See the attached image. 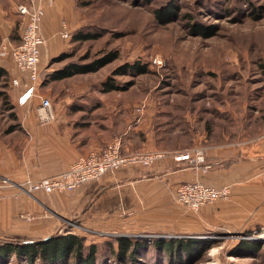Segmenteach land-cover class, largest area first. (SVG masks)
<instances>
[{
  "label": "crops",
  "instance_id": "0c3cea01",
  "mask_svg": "<svg viewBox=\"0 0 264 264\" xmlns=\"http://www.w3.org/2000/svg\"><path fill=\"white\" fill-rule=\"evenodd\" d=\"M19 1L0 0V44L6 39L15 42L19 37L24 19L17 10ZM77 16L74 0L46 3L42 20L46 45L40 62L43 71L50 58L66 51L69 38L63 37L62 31L67 29L72 33L76 30ZM18 21L21 22L19 28ZM0 64L9 70L10 78L19 76L11 56L0 54ZM73 80L71 76L41 84V92L53 101L51 85L58 82L59 87L66 86L59 91L62 97L54 102L57 117L49 123H41L38 119V100L32 104L19 102L21 89L10 84L9 93L20 119L15 130L0 136V177L21 184L61 173L80 156L100 149L114 137L122 138L125 153L144 150L171 153L148 166L129 165L108 172L101 179L74 190L50 194L39 191L33 197L21 193L16 198L13 195L15 188H2L0 191L5 197L0 200V236L35 238L52 235L58 228L57 222L43 214L44 209L63 220L78 218L83 225L122 222L142 231L156 225L157 216H153L158 214L162 224L166 215L164 220L168 219L170 226L180 222L194 226L197 219L203 227L199 223L196 225L202 229L218 225L232 232H256L261 228L264 232V132L234 140L223 133L217 139L207 133L210 128L199 131L194 130L192 123L190 127L168 121L169 112L175 110L168 111L161 104L158 111L147 107L146 102L134 106L124 95L115 99V103L105 99L100 102L102 98L92 99L93 92L97 94L98 89H90ZM107 93L104 91L103 96ZM143 104V110L138 111ZM181 135L188 137V141L180 140ZM197 146L204 148L202 164L178 161L172 155V152ZM193 181L216 187L228 185L230 196L207 204L198 212L190 211L188 216L179 211L170 214L178 204L176 187ZM153 210L158 211L153 213ZM21 213L42 218L37 217L40 218L38 223L31 224L32 221L20 217Z\"/></svg>",
  "mask_w": 264,
  "mask_h": 264
},
{
  "label": "rangeland",
  "instance_id": "374dc122",
  "mask_svg": "<svg viewBox=\"0 0 264 264\" xmlns=\"http://www.w3.org/2000/svg\"><path fill=\"white\" fill-rule=\"evenodd\" d=\"M74 1L78 10L75 29L98 36L83 42L68 39L69 46L65 49L74 53V56L54 61L60 53L50 58L44 68V76L48 77L49 72L69 60H80L89 54L90 58L83 60L85 62L97 59L110 50H119L117 60L94 72L73 76L74 82L99 90L97 94L93 92L92 99L102 98L100 102L106 100L115 103V99L124 95L134 106L146 102L147 107L157 111L161 104L168 111L175 110L174 113L169 112L168 121L186 126L192 123L195 125L194 130L199 131L210 128L207 133L217 139L223 133L234 140L264 132V0H175L180 12L166 23L157 20L155 11L170 0ZM254 12L260 14L255 17ZM190 20L216 26L215 34L204 36L191 31L188 24ZM155 57H159L162 63H154ZM135 61L147 63L148 71L139 75L127 73L113 76L115 68L125 62ZM111 77L126 89L108 92L105 97L103 86ZM49 82L47 80L44 85ZM56 83L51 85L55 96L53 102H58L62 97L59 91L66 87H59ZM9 89L6 80L0 82V136L5 134L11 124H18L20 119L18 115L17 119L12 115L16 112L13 103L14 108L9 109L11 104L5 94ZM155 116H158V112ZM179 139L188 141V137L183 135ZM12 188H15V192L19 191L17 187ZM182 205L178 202L170 214L179 211L188 216L190 211H194ZM157 211L153 210V213ZM42 213L57 222L58 228L53 234L78 233L86 238V243H97L98 264H116L113 254L118 246L116 238L120 236L148 240L154 237L196 238L214 243L203 254L184 256L174 263L170 259L162 261L155 258L150 251L147 259L151 260L150 264H264L262 228L249 233L228 231L218 225L202 229L197 219L194 226L181 222L170 226L171 222L164 220L166 215L163 216L162 224L157 214L153 216H157L156 225L149 224L147 230L141 231L138 227L134 230L133 226L130 228L122 222L83 225L78 218L63 220L45 209ZM40 218L27 221L35 224ZM245 239L263 243V248L255 257H241L232 252Z\"/></svg>",
  "mask_w": 264,
  "mask_h": 264
},
{
  "label": "trees",
  "instance_id": "16d2710c",
  "mask_svg": "<svg viewBox=\"0 0 264 264\" xmlns=\"http://www.w3.org/2000/svg\"><path fill=\"white\" fill-rule=\"evenodd\" d=\"M179 12L178 3L175 0H170L162 7L156 9L155 16L160 22L166 23L171 21L174 16H177ZM258 14L260 13L254 12L253 16L257 17ZM22 22V30L14 42L16 44L21 42L25 19H22ZM20 24L21 22L18 21L17 28L20 27ZM188 24L191 31L200 35L212 36L216 32V26L206 25L204 22L198 20H190ZM97 36L92 33H83L80 29H76L70 33L69 39L72 42H83L94 39ZM73 56L74 53L63 51L59 56L55 57L54 61H63ZM119 56V50H110L103 56L90 61H83L90 58L89 54L80 60H69L63 66L49 72L48 77L47 75L44 76L43 71L42 84L47 80H62L76 74L94 72L117 60ZM147 71V63L135 61L134 63H123L115 68L112 74L113 76L127 73L139 75ZM111 78L104 83L103 91L109 92L126 89L124 86L117 84L113 77ZM12 79L10 78L9 70L0 64V82L6 80L10 87ZM5 94L11 104L9 109L14 108L15 105H12V98L9 91H5ZM12 115L14 118H18L16 112H13ZM18 124H11L5 130V133L15 130ZM116 240L118 246L113 254L116 264H141L142 262L150 264L151 260H147L149 259L150 251H152V254L154 253L155 258L162 259V261L170 259L174 263L175 260L180 261L185 257L199 256L214 244L209 240L205 241L204 239L196 238L169 239L154 237L152 240H148L146 238L120 236ZM262 248L263 243L260 240L245 239L240 241L239 245L232 252L241 257H255ZM98 253L99 246L97 243H86V238L78 233L71 232L64 234L56 232L47 237L24 239L14 236H0V264H98Z\"/></svg>",
  "mask_w": 264,
  "mask_h": 264
},
{
  "label": "built area",
  "instance_id": "2783aa9c",
  "mask_svg": "<svg viewBox=\"0 0 264 264\" xmlns=\"http://www.w3.org/2000/svg\"><path fill=\"white\" fill-rule=\"evenodd\" d=\"M56 0H23L17 6L18 13L25 19L20 43L6 39L0 44V54L10 55L19 71V76L12 79V86L21 89L18 101L32 104L38 100L36 112L41 123H49L56 119L57 113L54 102L50 96L41 92L42 68L40 67L42 50L46 45V38L42 31V20L45 15L46 3L52 4ZM62 36L70 37L67 29L62 31ZM153 62L162 63L159 57ZM144 104L138 107L142 111ZM171 152L165 150H144L130 153L123 152L121 137H114L105 143L100 149L92 150L86 155L80 156L72 165L61 173L46 176L39 180H27L17 184L7 177H0V190L6 187H17L19 191L13 195L17 198L21 193L33 195L36 192L47 194L55 191L74 190L83 184L101 179L108 172H115L129 165H151L158 159L164 158ZM173 157L180 160H188L194 165L205 161L204 148L201 146L182 152H172ZM231 189L228 185L221 187L212 186L201 181L184 182L175 189V197L194 211H198L207 204H212L219 199L230 196ZM5 195L0 191V200ZM22 218L31 220L32 213H21Z\"/></svg>",
  "mask_w": 264,
  "mask_h": 264
},
{
  "label": "bare ground",
  "instance_id": "6f19581e",
  "mask_svg": "<svg viewBox=\"0 0 264 264\" xmlns=\"http://www.w3.org/2000/svg\"><path fill=\"white\" fill-rule=\"evenodd\" d=\"M263 235V234H262Z\"/></svg>",
  "mask_w": 264,
  "mask_h": 264
},
{
  "label": "water",
  "instance_id": "95a60500",
  "mask_svg": "<svg viewBox=\"0 0 264 264\" xmlns=\"http://www.w3.org/2000/svg\"><path fill=\"white\" fill-rule=\"evenodd\" d=\"M163 236V235H162Z\"/></svg>",
  "mask_w": 264,
  "mask_h": 264
}]
</instances>
